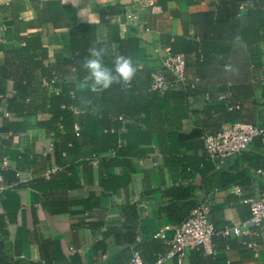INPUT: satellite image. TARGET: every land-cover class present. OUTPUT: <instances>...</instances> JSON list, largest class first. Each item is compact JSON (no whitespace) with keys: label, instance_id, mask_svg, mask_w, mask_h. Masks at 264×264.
Returning <instances> with one entry per match:
<instances>
[{"label":"crops","instance_id":"obj_1","mask_svg":"<svg viewBox=\"0 0 264 264\" xmlns=\"http://www.w3.org/2000/svg\"><path fill=\"white\" fill-rule=\"evenodd\" d=\"M239 1L157 0L151 11L129 0H0V264H125L134 250L150 262L205 198L216 254L190 251L182 264H264V220L219 233L249 218L246 200L264 187L263 137L224 161L204 153V133L230 121L264 129V76L239 37L258 27L264 64V0ZM79 25L105 61L133 59L121 89L94 93L87 73L75 75ZM167 51L185 56L195 89L147 91ZM66 85L75 104L62 103L54 131L50 98ZM14 98L20 109L8 107Z\"/></svg>","mask_w":264,"mask_h":264},{"label":"built area","instance_id":"obj_2","mask_svg":"<svg viewBox=\"0 0 264 264\" xmlns=\"http://www.w3.org/2000/svg\"><path fill=\"white\" fill-rule=\"evenodd\" d=\"M156 1L129 0L134 7L151 11L156 8ZM261 72L264 76V64ZM198 83V77L189 76L186 73L185 56L167 51L161 58L160 68L151 74L149 91L164 93L173 90L177 85L195 89ZM187 99L191 101V97ZM207 99H209L208 96ZM218 99L223 98L218 97ZM257 137H263L264 142V129L257 124L247 122L225 124L217 132L206 131L203 135L205 157L209 160L224 161L233 156H240ZM258 173L261 174V171L258 170ZM232 192L236 193L237 190L234 189ZM246 204L249 209V218L245 222L226 226L219 232L222 236L238 237L247 234L250 230L260 229L264 220V187L257 197L246 200ZM210 205V200L205 198L190 212L174 230L166 252L156 254L153 261L145 262L140 257L139 250H134L125 264H166L170 260H176L177 264H182L188 252L199 250H203L208 255H215L216 251L211 239L218 232L209 219ZM246 246L254 255L257 254V242H249Z\"/></svg>","mask_w":264,"mask_h":264},{"label":"trees","instance_id":"obj_3","mask_svg":"<svg viewBox=\"0 0 264 264\" xmlns=\"http://www.w3.org/2000/svg\"><path fill=\"white\" fill-rule=\"evenodd\" d=\"M239 2L241 4H243L245 7L251 9V6L249 5V3H247V1L240 0ZM239 2H238V4H240ZM263 9H264V2H261V4H259V6H258V11L260 13L263 12V14H264ZM78 27L83 28L85 26L79 25ZM82 30H83V33L81 32L79 35H77V33L74 31V33L72 34L74 36V40L71 41V44L74 46V48L77 49L78 56L73 60L72 65L75 68V75H77L79 79H82L83 74L87 73V71L82 67V65H83L85 58L88 57V55H89L88 50L91 48L92 45L96 44L95 40L92 39V35H91L92 33L90 31H88V29L86 27L83 28ZM239 37H240V43L242 44V46H244L248 49V57L251 59L253 64L256 65L257 68L262 69L263 63L261 62V50H260V47L258 45L259 37H260L258 27H256L254 24H251L245 28H242V30L240 31ZM196 58H197L198 62H200V63L205 60V56L201 50V45H199V44H198V47L196 49ZM105 59L106 58L104 57L105 64L107 66L111 67L113 63H111V61H105ZM150 81H151V77L149 80V75H148V80L146 81L147 91L151 92V93H158V92L149 91ZM123 84L124 83H114L112 85V88H114L115 90L121 89ZM69 91H70V86L66 85L64 87V89L58 95L51 96V98H50L51 99L50 100V107H52V109H54V116H53V119L51 122L53 124L52 129L54 131L57 129L56 124L58 122L59 114L61 111L59 108L62 105V103L63 104H72V105L75 104L74 99H71V97L69 95ZM9 106L10 107L16 106V108L20 109V106L22 107L21 99L14 98V99L9 100L8 107ZM234 122H239V121L233 120V121H230L228 123H234ZM68 123H70L69 118H68V122L66 121V124H64V125L68 126ZM228 123H226V124H228ZM198 204L199 203H197L195 205V207Z\"/></svg>","mask_w":264,"mask_h":264},{"label":"clouds","instance_id":"obj_4","mask_svg":"<svg viewBox=\"0 0 264 264\" xmlns=\"http://www.w3.org/2000/svg\"><path fill=\"white\" fill-rule=\"evenodd\" d=\"M82 67L87 71L86 86L94 93H101L114 83H126L134 77L137 67L131 57L118 55L111 67L104 62L106 49L91 47Z\"/></svg>","mask_w":264,"mask_h":264}]
</instances>
